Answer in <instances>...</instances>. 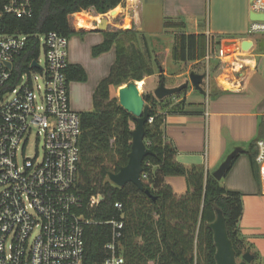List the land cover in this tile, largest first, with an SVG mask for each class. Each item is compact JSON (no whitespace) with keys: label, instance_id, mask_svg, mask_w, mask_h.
<instances>
[{"label":"trees","instance_id":"trees-1","mask_svg":"<svg viewBox=\"0 0 264 264\" xmlns=\"http://www.w3.org/2000/svg\"><path fill=\"white\" fill-rule=\"evenodd\" d=\"M120 3L121 0H34L31 17H4L2 27L7 33L28 36L22 55L14 63L11 86L17 81L19 74L38 59L40 45L35 36L56 32L69 38L76 33L72 15L90 9L97 14L81 13L76 16L75 24L79 29L98 28L97 20H104L108 25L109 16L101 17L98 14H106L116 8L110 13L111 17H116ZM86 15L98 17L92 21L91 27L87 26ZM163 28L175 31L172 60L192 64L195 73L202 70L205 75L204 61L209 55L210 39L204 34H187L182 22L167 20L163 23ZM136 34L133 29L105 32L104 41L92 49L93 57H98L114 45L116 59L109 75L95 90L93 110L78 113L81 136L78 178L75 183V194L80 201L77 213L91 221L83 233L82 264H104L109 258L110 254L105 246L112 239V228L107 224L112 221L123 223L122 236L116 246V254L123 258V264H201L193 255V231L196 227L199 230L197 238L200 248L204 253L203 264H215L213 236L208 225L214 222L217 210L221 211L225 219L227 237L236 260H241L243 254L249 253L255 261L258 256L239 229L243 214L242 195L227 191L220 181L203 169H185L176 161L177 150L166 138L164 113L178 111L183 103L173 107L170 104L172 99L185 93L187 88L161 100L155 99L151 92H143L141 95L145 105L149 106L148 118H153L152 123L146 122L144 127V144L152 152V156L143 162L141 180L155 199L149 198L132 184L118 188L109 182L108 174L118 173L127 164L132 141L130 134L135 126L132 116L119 106L111 89L116 90L131 81L141 82L144 76L153 75L141 53L134 48L128 53V45L136 42ZM143 39L149 52L147 39ZM218 44L220 45V40ZM156 65L160 82H165L157 60ZM129 68L131 71L126 74L125 71ZM65 74L68 83L87 80L84 69L79 65H69ZM263 137L264 119L257 137L244 146L257 181L259 168L255 163L256 142ZM168 176L185 178L187 192L184 196L176 197L173 194L164 181ZM92 197H101L102 200L90 208L89 201ZM116 204H120L121 208H116ZM173 221L177 223L173 224Z\"/></svg>","mask_w":264,"mask_h":264},{"label":"built area","instance_id":"built-area-1","mask_svg":"<svg viewBox=\"0 0 264 264\" xmlns=\"http://www.w3.org/2000/svg\"><path fill=\"white\" fill-rule=\"evenodd\" d=\"M140 1L121 0L116 17H111V10L100 16H109V25L122 18L127 21L126 28L132 29L136 24L133 12ZM33 2L0 0V264H82L83 233L91 221L77 213L80 201L75 183L81 130L79 115L70 106V83L65 74L70 65L68 38L56 32L35 36L44 57L41 59L39 52L38 59L11 86L14 63L22 55L28 36L7 33L2 22L6 16L31 17ZM249 7L253 14L264 16V0H252ZM81 13L72 15L74 26ZM256 33H264V20L250 23L248 34ZM152 121V117L147 119L149 124ZM33 130L42 140V155L39 158L36 153L29 159L25 148ZM256 150L264 193V139L256 142ZM100 198H90L89 207ZM115 207L120 209L121 205ZM107 224L112 228V239L105 246L110 256L104 264H123V258L116 254L123 223Z\"/></svg>","mask_w":264,"mask_h":264},{"label":"crops","instance_id":"crops-1","mask_svg":"<svg viewBox=\"0 0 264 264\" xmlns=\"http://www.w3.org/2000/svg\"><path fill=\"white\" fill-rule=\"evenodd\" d=\"M143 2L144 0H141L139 4ZM248 3L249 0H220L221 14H218L215 19L211 17L208 23L205 17L204 0H161L163 23L167 20L182 22L185 24L187 34H204L208 40L210 39L209 42L214 37L221 36L239 40L238 42L232 40L236 44L230 49H235V52L229 53V56L226 57L232 61L225 62V57L222 60L218 56L215 57L220 64L224 63L223 66H220V75L213 84L215 88L213 91L217 96L209 99L208 92L203 90L204 93H200L192 86L190 89L187 88L185 93L175 98L174 105L183 103L180 104L179 109L177 108V112H163L165 114L166 138L177 150L176 161L187 170L192 168L203 169L212 174L235 148L240 147L246 152L244 146L257 137L259 126L264 119V48L261 49L253 40L254 38L249 37L247 16L250 7H248ZM223 7H230V12L233 14L226 12ZM94 13L97 14L95 11ZM96 17L90 15L89 23L95 21L98 18ZM132 18L134 24L140 23L136 13L133 14ZM100 21H96L97 25ZM124 23V19L121 18L114 21L112 25L108 24L107 29L131 30L126 28L127 26L122 29L121 26ZM136 26L137 24L132 29L135 32L140 31L141 27ZM74 29L76 33L95 35L92 42L85 44V47L89 48L90 60L100 61L106 53L99 55L100 57H93L92 49L104 41V33L110 30L100 31L95 27L82 30L77 26H74ZM171 31H166V33ZM229 35L232 37H226ZM238 36L240 38H236ZM242 41L252 42L249 49L251 52L245 56L241 55L243 52L240 49ZM85 42L86 40L83 42L74 40V47L78 45L82 47ZM112 51H114V59L110 71L116 59L114 45L108 52ZM232 54H239L240 56L234 57ZM228 62L230 63L227 64ZM83 63H87V60L79 61L76 54H71L69 64L81 66L87 75L89 71ZM207 64L209 62H206V66ZM237 64H239L238 71L234 67ZM190 65L192 66V64ZM101 70L102 65L99 67V72ZM190 70L191 67L186 72H182L180 68L181 73L176 77L182 79L191 73L192 70ZM102 71L105 73L102 75V79L100 78L99 83L106 78L105 75L110 73V71L106 73L104 68ZM206 71H208L207 68ZM206 71L205 73H207ZM194 91L199 92L203 99L198 97L190 100L189 98L194 95ZM245 155L244 158L240 155L237 156L220 183L227 191L238 192L242 195L243 214L239 222L240 233L258 256L250 264H264V193L261 190V175L258 170L259 181H257L252 173L249 158L247 154ZM164 181L170 186L176 197H182L186 194L187 183L184 177L168 176Z\"/></svg>","mask_w":264,"mask_h":264},{"label":"rangeland","instance_id":"rangeland-1","mask_svg":"<svg viewBox=\"0 0 264 264\" xmlns=\"http://www.w3.org/2000/svg\"><path fill=\"white\" fill-rule=\"evenodd\" d=\"M204 4H205V10H206L205 17L208 23L211 20V17L215 19V17L218 14H221L220 11L222 10V6L220 9V0H204ZM249 5L250 3H248V7ZM224 10L226 12H229V14H233V12H230L231 10L230 7H225ZM248 10L250 12L249 8ZM82 13L90 14V13H94V11L88 10ZM133 13L137 14L138 20L140 21V23L137 21L139 24L138 23L136 24L138 27H141V29L140 31H138L140 34L138 32H135L137 33L135 35L136 42L132 44L133 46L128 45V49H129L128 53H130L131 48L136 49L139 53H141L144 56V59L146 60L148 68H150L153 72L152 76H144L142 80L144 84L142 85L141 91H140L141 95L143 94V92L153 93L160 83L156 60L161 65V69H159V71L165 77V82L163 83L166 88H169V87L171 88V87H174L175 85H180L185 82H189V77H188L189 75L185 76L182 79L180 78L178 79L176 77V75L181 73L180 68L182 72H186L187 70L190 69V67H191V70L194 69V66L192 67L189 64L182 65L181 63H177L172 60L171 50H172V46L174 45L175 31L173 30V32L171 31L170 33H166V31H170V30H165L163 28V17L161 13V0H144L142 4H139V6H137L134 9ZM88 17H90V15H88ZM247 17H248V25H247V31H248L250 23H251L249 21V13ZM126 24H127V21H125L124 25L122 26H127ZM105 29L106 28H103V30ZM107 30H110L109 32L121 31L118 29H113V30L107 29ZM126 30L123 29L122 31H126ZM94 36L95 35L93 34L87 35V34L76 33L69 37L68 62H70L71 54L74 53L76 54V57L79 61L80 60L82 61L85 59L87 60V63H83V64L87 68V71H89L87 74V77H88L87 81L72 82L69 84V99H70V104H71L70 106H71L72 111H74L75 113L90 112L93 110V99H92L94 95L93 93L96 90V87L100 81V78L102 79L103 77L102 75H104L105 73L102 70L104 68L106 73H109L110 67L114 59V51H112L110 53L108 52V54L106 52V55L101 57L100 61L94 62L93 60H90L89 48H86L85 44L91 43ZM143 36L146 37L147 39L149 52H147L146 50ZM226 37H232V35H229ZM249 37L254 38L253 40L260 46L261 49L264 48V33H256L252 36L250 35ZM236 38H240V36ZM74 40H78L79 42H83L86 40V42L82 44V47L80 45L74 47ZM219 40H220V45L218 44ZM232 40H235L237 42L239 41L238 39L225 38L224 36H221V37H216L212 39L211 44L209 45V53H210L211 58L209 59V61L207 60L204 61L205 66H206V62H209V64H207L206 66L208 71H206V68H205V71L207 72L205 73L206 77L201 83L202 89L208 92V94H210L209 99H213L215 96H217L215 95V92L213 91L215 89L213 87V84L215 83L216 78L220 75L221 64L218 65V60L217 58L215 59L214 57L223 56L226 58L229 56V53H232V52L234 53L235 49L231 50L230 48L235 47V44L226 43ZM250 52L251 50L243 51L241 55L245 56ZM149 53L151 56L149 55ZM223 53H225L226 56H224ZM238 56L240 55L239 54L234 55V57H238ZM43 57H44L43 52L41 51L40 58L43 59ZM226 61H232V59L226 58L225 62ZM229 63L230 62H228L227 64ZM101 65H102V70L99 72V67ZM234 67H236V69L239 70V64L234 65ZM214 68H216L215 71H213ZM130 71L131 69L129 68L125 72L126 74H129ZM191 72H194V71L192 70ZM196 74H203L202 70L198 71V73ZM107 76L108 75H105L104 77H107ZM191 87L192 85L189 82V85L187 88L190 89ZM227 87L229 86L227 85ZM111 90H112V95L115 96L117 99V90H114L113 88ZM198 97L203 99V97H201L199 92L194 91V95L191 96L189 99L193 100L194 98H198ZM174 100L175 99H172V103L170 104V107L174 106ZM117 102H118V99H117ZM36 153L38 154V157L40 158L42 155V140L41 138L38 139L36 137V131L33 130L31 134L29 135L27 146L25 148V157L29 159H33ZM245 154H240V157L244 158L246 156ZM176 199L178 200L179 198H176ZM175 223L177 222L173 221V224ZM198 234H199V230H198V227H196L193 231V235L195 236L193 255L197 260L200 261L201 264H203L204 253H203V250H201L200 248L199 239L197 238ZM237 262H240V260H237Z\"/></svg>","mask_w":264,"mask_h":264},{"label":"water","instance_id":"water-1","mask_svg":"<svg viewBox=\"0 0 264 264\" xmlns=\"http://www.w3.org/2000/svg\"><path fill=\"white\" fill-rule=\"evenodd\" d=\"M252 0H249V3ZM114 10H111L113 12ZM110 12V13H111ZM263 15H256L249 12V21H263ZM103 27V25L101 26ZM107 29V25L104 26ZM100 31H104L103 28H97ZM105 29V30H106ZM229 44H236L235 41L226 42ZM252 46L250 41H242L240 49L242 51H248ZM35 68H39L36 63L32 65ZM7 67H10L7 64ZM204 74H196L191 72L189 74V82L200 93H204L201 83L205 79ZM189 82H185L182 85L175 88H166L163 82H160L158 87L154 90L153 95L155 99L161 100L166 97H170L180 91L186 89ZM138 82H129L117 89L118 104L127 113L132 116V121L135 123L134 129L131 131V148L128 154V161L126 166L122 167L118 173H109L108 180L118 188H122L126 184H132L139 191L144 192L149 198L155 199L148 190L145 189L141 180L143 172L144 160L152 156V152L148 150L144 144V127L148 119V108L145 105L139 87ZM245 150L240 147L235 148L230 152L223 162L219 165L217 170L212 173V176L217 181H220L231 168L234 160L238 155L243 154ZM102 198H100V201ZM208 229L212 232L213 243L215 248L214 260L215 264H250L253 261V256L249 253H245L241 256L240 262H237L235 258V252L229 241L225 228V219L220 210L216 211V218L214 222L208 225Z\"/></svg>","mask_w":264,"mask_h":264},{"label":"bare ground","instance_id":"bare-ground-1","mask_svg":"<svg viewBox=\"0 0 264 264\" xmlns=\"http://www.w3.org/2000/svg\"><path fill=\"white\" fill-rule=\"evenodd\" d=\"M116 9V8H115ZM114 9V10H115ZM120 10V9H119ZM120 12V11H119ZM119 14V13H118ZM93 16V15H92ZM88 15H86V22H87V26L89 27L91 24L89 23V19H88ZM103 25V27H101ZM107 25L106 22L104 20L100 21L99 24H98V28H104V26ZM222 80V79H221ZM220 83H223L222 81H220ZM225 84V83H223ZM138 87H139V90L141 91V87L143 85V81L141 82H138ZM227 86V85H226Z\"/></svg>","mask_w":264,"mask_h":264}]
</instances>
